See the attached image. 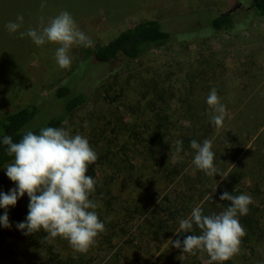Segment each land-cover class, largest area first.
<instances>
[{"label": "rangeland", "instance_id": "1", "mask_svg": "<svg viewBox=\"0 0 264 264\" xmlns=\"http://www.w3.org/2000/svg\"><path fill=\"white\" fill-rule=\"evenodd\" d=\"M0 2L33 10L22 15L23 22H26L19 31L37 28L41 17L47 22L66 10L91 39L92 45L104 44L122 30L145 20L162 22L172 41L161 49L149 51L132 62L116 60L106 66H97L92 61H85L78 45H74L69 51L72 63L66 69L60 68L54 59L58 45L45 43L36 46L27 36L19 38V31L10 34L6 23L0 22V118L30 104H39L45 111L40 120L57 115L62 102H55L53 90L70 85L75 92L83 91L87 100L63 122L62 128L70 130L71 135L86 137L93 150L99 152L103 146L100 142H92L96 141L92 133L97 119L105 116L111 121L115 119L114 123L122 115L115 113V107L103 99L105 91L112 95L121 86L124 91L122 100L132 105L140 103L139 106L143 107L152 97L153 85L170 89L175 96L170 109L176 113L173 119L178 118L180 132L189 137L196 129L197 136L208 135L220 155L214 160L216 175L205 174L210 182L193 193L190 212L200 206L207 215L218 203H226L219 197L227 191L226 183L230 180L227 173L232 167L239 166L235 172V190L231 194H249L252 205L260 210L259 218L264 226V117L253 115L255 109L264 114V18L255 15L248 0ZM229 11L233 25L242 27L241 31L219 32L204 40L177 42L176 35L197 32L207 25L208 18ZM110 84L112 88L108 89ZM213 88L226 106V117L220 128L211 123L212 110L206 103ZM239 111H244L243 119L237 118ZM188 112L194 113L192 121ZM123 119L134 122L133 117ZM203 127L204 130H200ZM206 130L211 132L206 134ZM240 147L242 152L229 162ZM139 153L127 140L126 133H119V140L112 147L113 156L98 169L99 178H111L109 187L114 195V211L108 220L121 226L126 211L154 204L163 185L161 176L152 172L149 163ZM172 161V168H175L181 165L182 157L172 155ZM128 163L133 169L128 168ZM190 165L191 160L187 166ZM15 187L6 176L3 191L7 193ZM20 199L28 200L27 194ZM4 212L5 209L0 208V216ZM8 219L11 227L0 226V264H42L44 250L28 244L25 235L16 228L17 221L10 212ZM125 228L129 229L128 232L137 231L145 236L132 246L124 245L121 236L113 237L110 244L95 240L84 253L74 250L64 238L49 241L62 256L81 257L90 260V264H129L138 252L143 253L141 264H208L209 257L203 252L191 255L171 246L169 240L179 235V224L174 221L168 225L167 237L155 235V229L141 220H133L131 226ZM151 238L159 240L151 242ZM228 261L231 264H264V235L241 244L239 251Z\"/></svg>", "mask_w": 264, "mask_h": 264}, {"label": "trees", "instance_id": "2", "mask_svg": "<svg viewBox=\"0 0 264 264\" xmlns=\"http://www.w3.org/2000/svg\"><path fill=\"white\" fill-rule=\"evenodd\" d=\"M249 8L255 15L264 18V0H248ZM29 10L21 8L19 5H11L10 2H0V22L8 23L15 21L18 15H24ZM39 12V11H38ZM47 14V12H41ZM50 13V11H48ZM56 15V13L54 14ZM26 22V21H25ZM25 22L23 24L25 25ZM207 25L201 27L197 32H185L176 35L177 42L192 41L194 39H207L219 32H238L242 30L240 26L233 25L232 13H218L212 18L206 20ZM172 41L171 34L158 20H145L137 23L131 28H127L119 32L115 38L101 44L95 43L90 47L78 45L79 50L85 61H92L94 65L106 66L116 60H125L132 62L139 59L145 53L158 50L168 45ZM111 84L108 89H111ZM152 97L144 103V106H139L126 103L123 99L124 91L120 86L113 92L112 95L108 91L103 94V99L108 105L115 107V113H122L121 118L113 121L105 116L97 119V124L93 130V143L100 142L103 146L101 151L97 153V161L89 165L87 175L92 176L96 181L95 191L90 195V199L97 201L100 205L96 209L99 219L105 223V231L100 233L95 240L102 243L110 244L113 237L121 236L124 245L132 246L135 241L143 238L145 235L141 232H128L125 227L131 226L133 220H141L149 225L154 230V234L161 236H169L168 225L172 221L179 224L181 219L187 218L190 215L191 201L193 193L205 183H209V178L200 170H193L192 160L194 158V150L190 147V142L196 140L202 142L207 136H197L196 129L192 130L191 135L186 136L180 132L177 127V120L173 119L174 111L170 109L174 102V94L170 89L160 88L153 85L151 88ZM55 102H62V109L57 115L51 116L48 119L40 120V116L44 114L39 104H30L22 109L3 115L0 118V141L4 135H9L13 138V142H18L19 139L27 130L39 134V130L43 127H62L63 122L70 117L79 107L87 100L83 91L75 92L70 85L58 86L53 90ZM244 111L237 113V118L243 119ZM253 115L264 114L255 109ZM189 120L194 119V113L188 112ZM123 117H133L134 122L124 121ZM143 120H141V118ZM258 117V118H260ZM247 117L244 116V119ZM260 122L261 119H260ZM200 130H204V127ZM126 133L127 140L131 142L134 148L139 150V154L147 161L152 168L154 174H159L162 179V188H160L157 200L154 204L139 210H129L123 215L124 225H119L117 222H110L109 214L114 211V195L109 187L111 182L110 177H98V169L109 160L112 154V147L119 140V133ZM206 130V134H208ZM220 134L218 132L217 137ZM196 135V136H195ZM177 140L182 141V151L176 152ZM239 145V144H238ZM242 147L238 148L229 162L235 160L242 152ZM212 151L215 153V159L220 157L218 150L214 145ZM186 154V155H185ZM172 155H180L182 157L181 165L172 168ZM14 157L8 156L6 146L0 143V192L3 191L6 175L4 168L11 163ZM191 160V165L188 161ZM128 168L133 169V166L128 163ZM187 168V171L185 172ZM237 167H232L228 174L230 177L226 183V190L229 194L235 190ZM184 171V173H183ZM209 181V182H208ZM28 200L19 199L14 207H9L8 212L15 217L17 223L25 220L28 210ZM219 204V203H218ZM217 204V205H218ZM214 206L210 214H219L223 211L222 207L229 206V202ZM259 208L250 204L249 211L245 216H239L240 223L246 229V235L242 237L241 244H245L252 239H259L264 235V226H262L259 218ZM172 241L185 238L186 235H199L200 230L194 225L193 229L185 233L180 229ZM46 233L43 231L36 232L32 235H25L28 244L35 248L44 250L45 256L42 264H90V260H84L81 257L62 256L55 249V246L44 239ZM124 237V238H123ZM158 239H150L151 242H156ZM174 248V247H173ZM177 249V248H175ZM207 255L206 252H203ZM143 253L138 252L134 259L129 264H141ZM225 264H231L225 261Z\"/></svg>", "mask_w": 264, "mask_h": 264}, {"label": "clouds", "instance_id": "3", "mask_svg": "<svg viewBox=\"0 0 264 264\" xmlns=\"http://www.w3.org/2000/svg\"><path fill=\"white\" fill-rule=\"evenodd\" d=\"M23 20V16L18 15L14 22L9 21L5 25L7 31L17 33L23 27ZM25 36L36 46L45 43L58 45L54 59L62 69L70 67L72 58L69 51L74 45L92 46L91 39L79 29L66 10L47 22L41 17L37 28L19 31V38ZM206 103L212 110L211 123L217 128L222 127L226 106L221 103L215 88L210 91ZM0 143L6 146L7 155L14 157L4 169L7 178L16 185L7 193L0 192V208L5 209L0 216V226L11 227L7 209L14 207L27 194V216L16 224L18 230L26 236L43 231L46 240L61 237L74 250L87 252L96 237L105 231V223L96 211L100 205L89 198L97 181L87 175L88 167L97 161L98 156L88 139L80 134L71 135L65 128L49 126L41 128L39 134L27 130L18 142L4 135ZM175 144L176 152H181L182 141L177 140ZM190 147L195 153L193 170L215 176L213 141L208 138L202 142L192 140ZM219 199L229 202V206L219 214L204 215L200 206L192 208L190 215L179 221V229L188 233L195 225L201 234L186 235L183 241L169 240L171 246L191 255H196L197 251L206 252L208 264H222L233 257L246 235L238 217L247 215L253 200L249 194L233 195L227 191Z\"/></svg>", "mask_w": 264, "mask_h": 264}]
</instances>
